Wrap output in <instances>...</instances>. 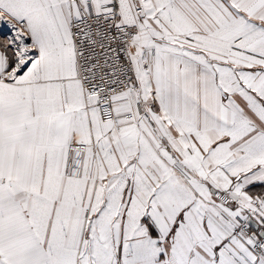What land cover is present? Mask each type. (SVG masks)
<instances>
[{
	"label": "snow or ice",
	"instance_id": "obj_1",
	"mask_svg": "<svg viewBox=\"0 0 264 264\" xmlns=\"http://www.w3.org/2000/svg\"><path fill=\"white\" fill-rule=\"evenodd\" d=\"M0 264H264V0H0Z\"/></svg>",
	"mask_w": 264,
	"mask_h": 264
}]
</instances>
